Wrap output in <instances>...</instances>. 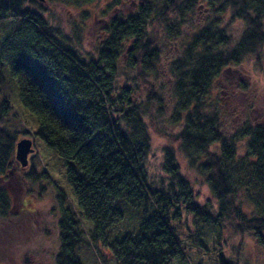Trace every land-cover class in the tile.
Returning <instances> with one entry per match:
<instances>
[{"label":"trees","instance_id":"obj_1","mask_svg":"<svg viewBox=\"0 0 264 264\" xmlns=\"http://www.w3.org/2000/svg\"><path fill=\"white\" fill-rule=\"evenodd\" d=\"M59 1L86 6L98 0ZM27 2L36 1L0 0V29L8 21L20 23L0 45V119L12 109L11 96L34 118L35 136L67 168L79 215L92 226L91 240L107 246L116 264H172L185 255L172 219L182 208L211 217L194 203L175 149L165 150L167 184L153 187L146 167L153 130L176 146L191 167L204 158L217 203L214 224H230L237 234L249 232L264 243V124L248 122L228 137L221 111L208 100L224 69L261 52L264 0H141L134 13L110 23L96 59L81 58L42 16L24 7ZM200 7L210 17L194 26ZM228 13L244 24L237 40L228 35L230 21L223 20ZM185 25L192 27L191 34L181 44ZM168 44L179 50L167 65L170 89L157 83ZM165 127L178 130L171 134ZM242 139L246 152L239 156ZM16 145L15 136L0 130V177L10 168ZM58 199L55 264H83L77 255L83 241L78 215L65 209L62 193ZM8 204L6 192L0 191L2 219ZM130 208L141 212V222L121 240H110ZM218 264L240 263L220 255Z\"/></svg>","mask_w":264,"mask_h":264},{"label":"rangeland","instance_id":"obj_2","mask_svg":"<svg viewBox=\"0 0 264 264\" xmlns=\"http://www.w3.org/2000/svg\"><path fill=\"white\" fill-rule=\"evenodd\" d=\"M27 2L25 8L38 13L51 27L53 34L65 44L72 46L83 59H96L97 51L106 38L110 23L120 16L134 13L141 0H98L91 5L76 6L59 0H45L40 3ZM210 17L207 9L200 7L193 25H203ZM230 21L228 35L237 40L244 30L242 21H232L230 14L223 17ZM20 23L8 21L0 29V45L18 30ZM191 26L185 25L183 39L188 40ZM178 46L168 44L162 56V75L158 81L170 89L167 65L179 54ZM10 67V58L2 60ZM167 74V75H166ZM3 98L0 93V100ZM208 100L221 111L224 134L231 137L244 124H264V46L259 54L245 57L240 65L224 69L213 81ZM167 107L171 108V102ZM11 111L0 119V130L15 136L17 143L30 139L34 153L29 156V164L22 169L16 160V146L12 154L10 168L0 177V191H5L9 200L8 216H0V264H55L60 248L59 223L61 211L59 194L62 193L65 209H72L77 215L82 232V244L77 255L83 264H116L111 251L103 243L91 240V224L79 215L77 199L67 183V168L56 152L49 149L35 136L37 125L34 118L11 96ZM169 111L166 112L168 114ZM176 133V129H168ZM151 151L146 167L153 187L167 184L168 175L163 170L165 150L175 149L180 172L190 182L194 203L204 208L211 217H198L184 208L177 219H172V227L185 248V255L172 264H218L220 255L239 260L240 264H264V243L257 242L251 233H236L230 224H214L217 203L212 197L203 168L204 158L198 159L191 167L189 160L166 138L150 130ZM246 139L238 142V154L246 152ZM30 175H34L33 178ZM141 212L125 210V220L116 226L110 240H121L139 224ZM221 226V227H220Z\"/></svg>","mask_w":264,"mask_h":264},{"label":"water","instance_id":"obj_3","mask_svg":"<svg viewBox=\"0 0 264 264\" xmlns=\"http://www.w3.org/2000/svg\"><path fill=\"white\" fill-rule=\"evenodd\" d=\"M41 3L45 0H37ZM32 141L30 139H22L16 145V160L20 164L22 169H26L29 164V156L34 153L32 148Z\"/></svg>","mask_w":264,"mask_h":264}]
</instances>
